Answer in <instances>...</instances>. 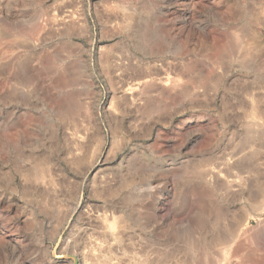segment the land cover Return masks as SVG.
Masks as SVG:
<instances>
[{
    "label": "rangeland",
    "instance_id": "374dc122",
    "mask_svg": "<svg viewBox=\"0 0 264 264\" xmlns=\"http://www.w3.org/2000/svg\"><path fill=\"white\" fill-rule=\"evenodd\" d=\"M0 264H264V0H0Z\"/></svg>",
    "mask_w": 264,
    "mask_h": 264
},
{
    "label": "bare ground",
    "instance_id": "6f19581e",
    "mask_svg": "<svg viewBox=\"0 0 264 264\" xmlns=\"http://www.w3.org/2000/svg\"><path fill=\"white\" fill-rule=\"evenodd\" d=\"M40 172V171H39ZM29 174V173H28ZM39 174V173H38ZM37 175V174H36Z\"/></svg>",
    "mask_w": 264,
    "mask_h": 264
}]
</instances>
